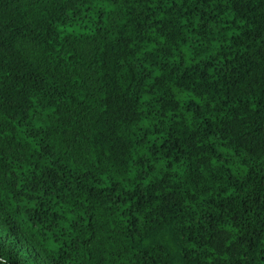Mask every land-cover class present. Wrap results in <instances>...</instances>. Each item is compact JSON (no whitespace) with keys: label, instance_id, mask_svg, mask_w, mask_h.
<instances>
[{"label":"trees","instance_id":"16d2710c","mask_svg":"<svg viewBox=\"0 0 264 264\" xmlns=\"http://www.w3.org/2000/svg\"><path fill=\"white\" fill-rule=\"evenodd\" d=\"M0 264H264V0H0Z\"/></svg>","mask_w":264,"mask_h":264}]
</instances>
